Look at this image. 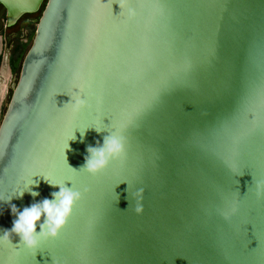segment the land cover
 I'll list each match as a JSON object with an SVG mask.
<instances>
[{
	"label": "water",
	"instance_id": "water-1",
	"mask_svg": "<svg viewBox=\"0 0 264 264\" xmlns=\"http://www.w3.org/2000/svg\"><path fill=\"white\" fill-rule=\"evenodd\" d=\"M44 1L0 0L7 26L44 3L0 121V201L39 175L81 198L38 248L0 241V264H264V0ZM108 132L122 155L80 169ZM37 179L0 202V236L10 204L59 190Z\"/></svg>",
	"mask_w": 264,
	"mask_h": 264
},
{
	"label": "clouds",
	"instance_id": "clouds-1",
	"mask_svg": "<svg viewBox=\"0 0 264 264\" xmlns=\"http://www.w3.org/2000/svg\"><path fill=\"white\" fill-rule=\"evenodd\" d=\"M87 129H94L97 133L104 131L97 128H86L83 131L76 130L79 131L81 139H83ZM108 133V135L103 137L102 145L87 147L88 155L85 157V163L80 169L82 168L87 173L95 175L103 170L110 160L122 155L124 152V137L116 132ZM75 139L76 137L73 133L70 140ZM33 177L43 178L48 185L58 186L59 190L50 193L51 199L44 198L28 207H24L22 211L18 210L15 205L10 204L11 214L16 218L12 221L11 229L3 230V235L0 236V241H4L8 240L10 235L15 234L19 237L20 243H23L29 249L38 248L42 240L56 238L71 214L72 208L81 198V193L74 190L72 185L69 188L65 186V183L63 185L51 183L43 175ZM33 177L31 182L26 185V190L20 191L13 196L22 197L25 192H28L33 198L37 197L39 192L33 191L32 187H38L39 179L33 180ZM257 187L259 188V185ZM142 191V189H137L136 195L142 196ZM13 196H10L7 201L0 202L8 203ZM134 211L140 214L143 211L142 204L138 202ZM41 217H43L42 221ZM37 226L39 227L38 232L36 231Z\"/></svg>",
	"mask_w": 264,
	"mask_h": 264
},
{
	"label": "rangeland",
	"instance_id": "rangeland-1",
	"mask_svg": "<svg viewBox=\"0 0 264 264\" xmlns=\"http://www.w3.org/2000/svg\"><path fill=\"white\" fill-rule=\"evenodd\" d=\"M44 7V3L42 4L41 8L39 9L38 12L25 16L24 18H27L31 21V23L28 26L24 27V37L19 39V40H15L10 47L8 48L7 51V59H10V67L12 69V77L10 80V84H15L18 75H19V71H20V66L21 63L23 61V58L25 56V54L27 53L29 47L31 46L32 43V38L34 36L35 33V27H36V23L41 15L42 9ZM4 18V12L1 10L0 11V25H1V21ZM23 23V21L21 22V24ZM15 30V29H13ZM4 58L2 57L1 61H0V67L2 66L3 60ZM6 79L4 81V84L6 83ZM3 83V82H2ZM11 91L10 89H6L2 100L0 102V121L2 119L3 113L6 109V106L8 104L9 101V97H10Z\"/></svg>",
	"mask_w": 264,
	"mask_h": 264
},
{
	"label": "flooded vegetation",
	"instance_id": "flooded-vegetation-1",
	"mask_svg": "<svg viewBox=\"0 0 264 264\" xmlns=\"http://www.w3.org/2000/svg\"><path fill=\"white\" fill-rule=\"evenodd\" d=\"M46 1V0H45ZM44 1V2H45ZM2 9L0 8V11ZM25 16L28 15H23L22 17H20L17 22L12 25V26H7L6 22H5V18L2 19V23L0 25V61L2 59V57L4 58L2 61V66H4V69L7 70L8 72V77H7V81L5 83L6 89H10L14 84H10V80L12 77V69L10 67V59H7V51L8 48L10 47V45L15 41V40H19L21 38H23L25 35L24 33V27L28 26L31 21L27 18H24ZM23 21V23L21 24V22ZM15 29V30H13ZM2 66L0 67V70L2 68ZM5 78L0 75V82L1 81H5ZM8 84V85H7Z\"/></svg>",
	"mask_w": 264,
	"mask_h": 264
},
{
	"label": "bare ground",
	"instance_id": "bare-ground-1",
	"mask_svg": "<svg viewBox=\"0 0 264 264\" xmlns=\"http://www.w3.org/2000/svg\"><path fill=\"white\" fill-rule=\"evenodd\" d=\"M0 75H2L5 79H7V77H8V72H7L6 69H4V66H2V68L0 70ZM2 82L3 81L0 82V102H1L2 97H3V95H4L5 91H6V86H5L4 82L3 83Z\"/></svg>",
	"mask_w": 264,
	"mask_h": 264
}]
</instances>
